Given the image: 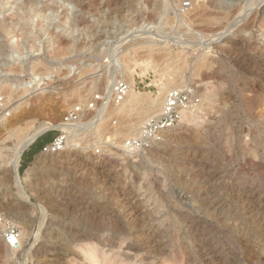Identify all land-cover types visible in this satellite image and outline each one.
Returning <instances> with one entry per match:
<instances>
[{
	"label": "rangeland",
	"instance_id": "rangeland-1",
	"mask_svg": "<svg viewBox=\"0 0 264 264\" xmlns=\"http://www.w3.org/2000/svg\"><path fill=\"white\" fill-rule=\"evenodd\" d=\"M28 1L0 6V95L17 110L10 129L0 128V213L22 236L14 255L0 239V264H264V20L253 24L264 0H226L231 21L251 13L224 44L211 45L219 21L190 17L208 0ZM156 2L170 18L160 30ZM74 23L78 31H67ZM131 32L141 37L129 40ZM13 43L23 62L10 59ZM115 77L142 107L171 90L190 93L193 120L184 114L167 144L134 155L120 151L122 141L161 111L126 133L109 113L103 131L73 138L58 157L40 151L26 162L35 143L20 162L35 203L21 202L10 174L13 132L61 123ZM41 213L48 223L31 248Z\"/></svg>",
	"mask_w": 264,
	"mask_h": 264
},
{
	"label": "bare ground",
	"instance_id": "bare-ground-1",
	"mask_svg": "<svg viewBox=\"0 0 264 264\" xmlns=\"http://www.w3.org/2000/svg\"><path fill=\"white\" fill-rule=\"evenodd\" d=\"M2 1L0 6H2V4H7V0H0ZM28 1V0H27ZM34 1V0H33ZM118 1H122V0H118ZM117 1V2H118ZM126 1V0H125ZM124 1V2H125ZM204 1V0H203ZM206 1V0H205ZM228 1H231V0H228ZM28 2H32V0H29ZM264 2V1H263ZM55 4H58V5H62L60 3L59 0H56L54 1ZM115 3V2H114ZM121 3V2H120ZM30 4V3H28ZM149 4V3H148ZM150 6V5H149ZM264 6V5H263ZM151 7H152V15L154 17H158V29L166 24H169L170 23V18H165L166 14H165V11H166V4L162 3V2H156V3H152L151 4ZM259 7V6H258ZM48 8V7H47ZM257 9V8H256ZM194 10V8H193ZM47 11H51V12H54L55 9L54 8H48L46 9V12ZM233 12V10L230 9L229 6L226 5V0H208L207 2L205 3H202L200 2V5L198 7H196L195 11H193V13H190V17H191V20L193 22H197V23H206L207 24H212L214 22H217L219 21V24H217L216 26L214 25V36L212 37V39L210 40L209 44H224L226 38H227V34H229V32H235L238 31L237 28L238 26L240 25L239 23H241L244 18L249 15V13H246L245 11L241 12V13H237L238 15H236L238 18L234 21L232 20L231 21V18H230V12ZM237 11V10H235ZM236 13V12H234ZM258 13H259V16H255V18L253 19V24H256V23H259V22H263L264 20V7H262V5L260 6V8L258 9ZM40 15V13L38 14V16ZM151 15V13H150ZM151 15V16H152ZM189 16V15H188ZM236 18V17H234ZM190 19V18H189ZM233 19V18H232ZM79 22V21H78ZM77 22V23H78ZM77 23H74L75 25L71 26V28H69L67 31H73V32H76L78 31V26L76 25ZM80 25V24H79ZM61 27H59L58 29H60ZM159 29V30H160ZM127 37L129 40H137L138 38H140L141 36L137 35V32H131V33H128L127 34ZM74 42H79V38H75L73 39ZM205 43V42H204ZM203 44V43H202ZM209 44H205V45H209ZM219 46V45H218ZM220 47V46H219ZM22 48L21 45L19 44H12L11 45V49H12V54L10 56V59L13 61V62H23L25 59H27L26 57H23V54H22ZM30 49H33V48H30ZM140 49V48H138ZM146 50H148L150 53L153 51V47L151 44H148V46L146 47ZM124 66L123 63L121 62H118L115 66V72H118L119 69H121V67ZM204 66V65H203ZM124 69V68H123ZM114 72V73H115ZM121 72V70H120ZM121 74V73H119ZM116 75V74H115ZM118 75V74H117ZM123 75V74H122ZM108 78V77H107ZM106 78V86H107V91L112 87L113 83L116 81L113 82V79H107ZM117 78V77H115ZM126 79V78H125ZM117 80H122V77L120 79L117 78ZM104 83H105V80L103 79ZM37 83V82H36ZM42 86V85H41ZM105 86V85H104ZM34 87V86H33ZM132 87V86H131ZM45 90V89H44ZM43 90V91H44ZM29 92V91H27ZM37 91L35 92H32V93H36ZM40 92V91H39ZM31 94V93H30ZM32 95V94H31ZM37 95H38V92H37ZM36 95V96H37ZM35 96V95H33ZM17 97V95H16ZM15 97V100H17ZM14 98V97H13ZM163 100V99H162ZM161 98L160 100H149L148 102V107H142V102L139 98V96L137 95L136 91L132 89L129 90V93L127 94L126 98L120 103V104H113L109 111H106V113L104 114V117L102 119V121L100 123H96L97 125L95 126V128L93 129V131H96V132H101L104 130L105 128V124H106V120H108V118L106 119V116L107 114L109 115V113H113L116 117L118 118V116L120 118H122V121L123 119H125V121H120L121 123V127L117 128V127H114L117 132L119 133H126V132H129V131H132L134 130L136 127H138L145 119L146 117H150L154 114H157L161 111V109H159V105L161 106L163 104V101H165V98L164 100L162 101ZM20 101V100H19ZM80 101V100H79ZM78 101V102H79ZM18 102V100H17ZM21 102V101H20ZM77 102V103H78ZM17 104V103H16ZM19 105H21L19 103ZM18 105V106H19ZM13 106V105H12ZM11 106V107H12ZM208 106V105H206ZM17 108V106H16ZM19 108V107H18ZM13 110H16L14 107H12ZM52 109V108H51ZM13 110H11V113L13 112ZM17 111V110H16ZM33 111V110H31ZM55 111H58V110H55ZM25 112V111H24ZM23 112V113H24ZM52 112V111H51ZM14 113V112H13ZM34 113V112H33ZM15 114V113H14ZM32 115V114H31ZM30 115V116H31ZM192 113H189V112H186L185 113V117L188 119V122L192 121L193 118H192ZM21 116H25L27 117L28 114L25 113ZM108 117V116H107ZM196 117V116H195ZM8 117H3V118H0V128L1 129H7L9 127H11L13 125V121L12 122H9L7 120ZM14 118V117H13ZM110 118V117H109ZM113 118V116L111 117ZM112 120V119H111ZM15 121V120H14ZM110 122V121H109ZM108 122V123H109ZM119 123V122H118ZM116 125V124H115ZM109 129V127H106ZM10 129V128H9ZM55 129H63V127H61V123H57L55 121H51L49 123H42L38 128L34 129L33 131L29 132L27 130H23V129H19V130H16L13 132V136L18 139L19 143L18 145H14L15 146V149H14V156H13V159L11 161V166H10V174L12 175V179L14 181V187L16 189V193H17V197L21 200V202H26L28 204H33L35 202H33L34 198H32L31 195H28L25 191V187H24V181L20 175V162H21V157H22V154L24 153L25 150L28 149V147L35 141V139L41 135H43L44 133L48 132V131H51V130H55ZM107 130V129H106ZM174 130V129H173ZM173 130H171L169 133H168V137L167 138H173L174 137V134L172 135L171 132L173 133ZM11 131V130H10ZM12 133V132H10ZM171 134V135H170ZM177 135V134H176ZM175 135V136H176ZM12 138V137H11ZM75 139V138H74ZM76 142V141H75ZM74 142V143H75ZM72 143V139L69 141V144H68V148H71L69 147V145ZM168 141H165L163 143V145L161 146H164L165 144H167ZM73 146V145H72ZM74 147V146H73ZM61 154L60 153H57V154H52V156H59ZM45 156V155H44ZM54 158V157H53ZM96 160H99L98 157L96 156L95 158ZM104 159V158H103ZM112 159V158H111ZM55 161L56 160H59V158L57 159H54ZM61 161H63L61 159ZM107 161V159L105 160ZM112 163V162H111ZM114 165V164H113ZM2 206V205H1ZM6 206V205H5ZM39 208V207H38ZM41 208V207H40ZM2 209V208H1ZM19 209V208H18ZM27 210V209H26ZM40 210V209H39ZM42 211V210H40ZM39 211V212H40ZM10 212V211H9ZM12 212H13V209H12ZM44 212V211H43ZM11 213V212H10ZM15 214V213H14ZM13 214V215H14ZM12 215V217H13ZM11 217V216H10ZM40 219L36 222V221H33L32 222V225L34 226V230H35V235H34V238H33V241H32V245H31V248L36 246L37 243L39 242V240L41 239V234H42V231L43 229L45 228L46 224L48 223L47 222V216L46 214H43L41 213L40 214ZM13 219V218H12ZM16 220V219H15ZM22 220V219H21ZM14 221V220H13ZM31 222V220H29ZM24 223V222H22ZM26 223V222H25ZM24 223V224H25ZM21 224V223H20ZM23 224V225H24ZM30 227V226H29ZM25 225L24 229L27 230V229H31ZM59 235V234H58ZM76 236V235H75ZM75 236L73 235V237L75 238ZM72 238V237H71ZM73 239V238H72ZM7 247V246H6ZM7 251H8V254L9 255H14V250H11L7 247Z\"/></svg>",
	"mask_w": 264,
	"mask_h": 264
},
{
	"label": "built area",
	"instance_id": "built-area-1",
	"mask_svg": "<svg viewBox=\"0 0 264 264\" xmlns=\"http://www.w3.org/2000/svg\"><path fill=\"white\" fill-rule=\"evenodd\" d=\"M129 90L130 87L126 81L116 80L108 91L97 94L87 103L71 109L61 121V127L64 130H53L58 131L59 136L46 144L41 153L52 155L63 152L67 149L71 139L92 133L96 123L102 121L107 109L113 104H120L126 98ZM197 103L190 93L171 90L165 98L161 112L148 119L135 135L124 139L120 151L125 155H134L146 153L162 145L167 134ZM10 114L11 109L6 97L0 95V118L9 117ZM49 132L51 131L46 133ZM96 154L100 155L101 150L97 149ZM21 237L19 228L0 213V239L5 246L11 250H17L21 244Z\"/></svg>",
	"mask_w": 264,
	"mask_h": 264
},
{
	"label": "trees",
	"instance_id": "trees-1",
	"mask_svg": "<svg viewBox=\"0 0 264 264\" xmlns=\"http://www.w3.org/2000/svg\"><path fill=\"white\" fill-rule=\"evenodd\" d=\"M54 137L55 136L52 135L41 137L34 146V154L36 155L37 153H39L46 144L50 143L54 139Z\"/></svg>",
	"mask_w": 264,
	"mask_h": 264
},
{
	"label": "crops",
	"instance_id": "crops-1",
	"mask_svg": "<svg viewBox=\"0 0 264 264\" xmlns=\"http://www.w3.org/2000/svg\"><path fill=\"white\" fill-rule=\"evenodd\" d=\"M30 149L31 148H28V150H25V152L23 153V155H22L23 161H25V157L27 156V153H29V152H26V151H29ZM30 155L31 156H29V158H28V160L26 162H30L31 159L35 156L34 152H31Z\"/></svg>",
	"mask_w": 264,
	"mask_h": 264
},
{
	"label": "water",
	"instance_id": "water-1",
	"mask_svg": "<svg viewBox=\"0 0 264 264\" xmlns=\"http://www.w3.org/2000/svg\"><path fill=\"white\" fill-rule=\"evenodd\" d=\"M44 135V134H43ZM42 137V135L41 136H39V137H37L36 139H35V141L28 147V148H30L31 146H33L40 138Z\"/></svg>",
	"mask_w": 264,
	"mask_h": 264
}]
</instances>
